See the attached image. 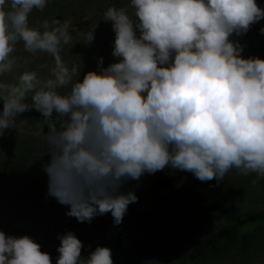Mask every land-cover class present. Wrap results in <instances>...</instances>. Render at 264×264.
<instances>
[{
    "label": "clouds",
    "instance_id": "1",
    "mask_svg": "<svg viewBox=\"0 0 264 264\" xmlns=\"http://www.w3.org/2000/svg\"><path fill=\"white\" fill-rule=\"evenodd\" d=\"M47 3L0 0V136L19 132L24 113H40L45 127L34 135L43 140L39 157H50L42 165L47 195L68 206L67 216L91 223L111 213L119 225L138 200L135 190H121L125 183L166 167L201 182L232 170L264 177V58L244 57L231 39L264 19L257 0H130L131 14L110 6L104 20L112 22L118 62L102 67L101 57V70L82 80L79 66L61 56L70 20L30 22ZM93 40L89 32L86 43ZM20 44L54 58L46 78L26 70L5 79ZM58 239L56 264H114L109 247L85 259L74 232ZM0 264L53 261L31 236L0 229Z\"/></svg>",
    "mask_w": 264,
    "mask_h": 264
},
{
    "label": "trees",
    "instance_id": "2",
    "mask_svg": "<svg viewBox=\"0 0 264 264\" xmlns=\"http://www.w3.org/2000/svg\"><path fill=\"white\" fill-rule=\"evenodd\" d=\"M105 1L48 0L42 12H33L30 22L58 19L65 12L85 14ZM257 3L264 8V0ZM262 27L264 19L253 24L245 35L231 37L243 46L244 57L264 58V34L259 31ZM19 118L26 120L31 130L20 135L12 150L1 152L6 168L0 173V186L15 187L13 180L23 174L26 165L34 168L50 159L48 155L39 157L44 151L43 140L34 135L45 126L40 113L33 109ZM52 119L58 118L54 115ZM179 171L166 167L154 173L156 181L169 187L173 194L135 214L132 229L122 225L83 240L82 258L86 259L97 246H106L112 249L114 264H251L256 255L264 252V177L255 173L243 176L232 170L222 181L198 180L187 186L180 182ZM7 192L8 189H0V200L7 197ZM152 193L150 188L136 190L138 200L133 206L147 200ZM39 197H43L41 192L25 195L33 200ZM2 210L0 217L6 211ZM76 225L51 230L45 227L38 243L42 251L51 254L52 261L53 256L55 260L59 256L58 236L73 232ZM12 231L19 234L20 229Z\"/></svg>",
    "mask_w": 264,
    "mask_h": 264
},
{
    "label": "rangeland",
    "instance_id": "3",
    "mask_svg": "<svg viewBox=\"0 0 264 264\" xmlns=\"http://www.w3.org/2000/svg\"><path fill=\"white\" fill-rule=\"evenodd\" d=\"M110 6H116L117 8L124 7L128 10L129 14L133 11L130 7V0H106L95 6L93 11L85 14L65 12L58 18L61 21L67 19L71 22L69 34L72 39L69 44L62 45L61 56L69 68L73 64L79 66L81 80L83 79V75L88 71L101 70V66L98 64L101 57H103L102 67H107L114 62H118L119 58L112 55L115 42V32L112 22L104 20V13ZM89 32H94V40L91 43H86V36ZM137 34L139 35V32ZM255 43L256 46L260 45L258 40ZM14 55L18 63L13 74L5 78L8 80L13 79L26 70L39 71V76L46 78L49 74V69L54 64V58L49 54H30L23 49L22 44L17 46ZM77 78L79 76L74 77V79ZM17 120L19 132L17 129H9L0 136V173L6 168V160L2 157L1 154L3 153L1 152L12 150L20 135L29 133L31 130L26 120L19 117ZM44 127L42 126V128ZM178 178L180 182L187 186L198 183V179L192 173L179 171ZM48 179L47 174L42 169V165L39 166L37 164L32 168L31 164H28L25 166L23 174L13 180L14 182L16 181L15 187L10 188L9 185L8 187L0 186V189H8L7 197L0 200V209H6L0 217V229L9 232L8 235H29L38 242L43 236L45 227L51 230L76 223L77 225L73 232L83 241L94 238L97 232L102 233L122 225H124V228L128 227L132 229L133 223L131 220L135 214L146 211L160 198H167L170 194H173V191L169 187L160 185L156 181L154 174L145 173L139 181L128 180L121 190L125 192L135 190L136 192L138 189L150 188L153 189L152 196L134 206L131 203L121 224H114L111 213L97 215L91 223L87 221L79 222L75 217L66 215V212L69 210L68 206L60 204L55 198L47 195ZM36 192H41L43 197H39L38 200L25 198L26 194H34ZM18 228L20 229L19 234L12 231ZM53 258V264H56L57 259L55 260L54 256ZM251 264H264V252L256 255L252 259Z\"/></svg>",
    "mask_w": 264,
    "mask_h": 264
}]
</instances>
